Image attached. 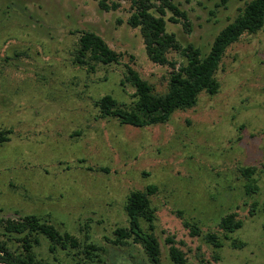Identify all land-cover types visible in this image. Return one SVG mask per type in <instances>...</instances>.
Returning a JSON list of instances; mask_svg holds the SVG:
<instances>
[{"label":"rangeland","instance_id":"374dc122","mask_svg":"<svg viewBox=\"0 0 264 264\" xmlns=\"http://www.w3.org/2000/svg\"><path fill=\"white\" fill-rule=\"evenodd\" d=\"M172 1L187 12L191 31L168 21L169 11L166 30L205 55L249 0ZM130 13L128 1L105 11L94 0H0V131H11L0 142V218L36 214L79 239L88 234L103 262L118 249L146 258L137 244L115 246L113 230L127 225V195L155 185L162 264H173L168 236L184 264H264V24L226 49L216 94L202 92L193 107L140 128L101 118L95 106L105 94L132 106L135 90L121 83L126 64L155 92L166 90L172 68L148 59L139 29L126 22ZM81 30L102 37L121 54L119 63L74 64ZM168 58L185 63L175 51ZM245 166L258 169L259 188L250 195L239 171ZM228 212L242 226L226 239L218 223ZM184 220L217 233L222 247L190 235ZM35 252L53 264H85L80 256L53 257L44 238Z\"/></svg>","mask_w":264,"mask_h":264},{"label":"trees","instance_id":"16d2710c","mask_svg":"<svg viewBox=\"0 0 264 264\" xmlns=\"http://www.w3.org/2000/svg\"><path fill=\"white\" fill-rule=\"evenodd\" d=\"M100 9L116 10L120 1L130 3L131 13L127 24L138 28L142 37L145 53L148 59L159 65H169L172 72L166 90L155 92L151 84L143 79L130 65L126 64L124 79L134 88L132 106L123 107L111 95L105 94L95 101L99 117H114L120 124L133 127H146L165 123L176 110L193 107L202 92L214 95L220 84L215 77L226 49L244 34H254L264 24V0H249L245 2L234 19L228 22L213 38L208 52L202 55L201 50L192 44L183 46L175 34L166 30V21L181 23L186 32L191 31L187 12L182 10L172 0H94ZM224 3L226 0H221ZM171 15L165 19L166 12ZM171 51L178 52L185 57V63L176 65L168 58ZM74 64L87 66L95 70L96 64L119 63L121 54L111 49L102 37L91 30L79 31V36L73 50ZM17 56V54H16ZM10 130L0 131V142L8 140L6 134ZM107 171L106 168H101ZM264 171V163L262 164ZM240 175L244 178V192L247 195L258 191V169L255 166L240 167ZM157 190L155 185H147L144 190H133L126 198L124 210L127 216V225L118 226L113 230L112 243L118 248L131 243L141 247L146 258L133 252H124L118 249L109 261L100 258V248L85 234L83 239L69 231H61L50 220L36 214H24L17 219L0 218V264H53L38 258L35 247L41 244V238L47 241L48 251L53 257L59 253L80 256L85 264L103 262V264H162L160 259V245L154 233L156 219L155 209L151 205L150 195ZM178 214H182L178 211ZM184 226L192 236H200L205 243L215 248L222 247V241L213 231L202 232L195 221L184 220ZM242 226V220L236 212H228L221 216L218 227L224 238ZM169 256L173 264H184L185 254L168 236ZM233 247H242L243 242L231 239ZM218 259L217 256H214ZM147 262H146V260ZM202 261V260H201Z\"/></svg>","mask_w":264,"mask_h":264}]
</instances>
